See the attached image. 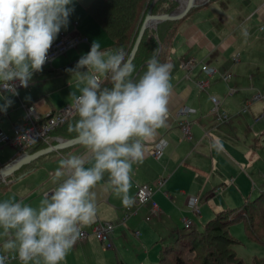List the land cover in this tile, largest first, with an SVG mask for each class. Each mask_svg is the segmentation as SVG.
Here are the masks:
<instances>
[{
  "label": "crops",
  "instance_id": "1",
  "mask_svg": "<svg viewBox=\"0 0 264 264\" xmlns=\"http://www.w3.org/2000/svg\"><path fill=\"white\" fill-rule=\"evenodd\" d=\"M93 1L73 0L69 24L54 40L57 42L65 34L85 37L88 42L34 72L28 87L17 89L19 95L2 93L14 101L6 113L0 112L2 130L11 134L15 124L25 123L26 106L33 105L43 119L71 104L70 93L79 92L75 76L65 69L74 67L94 41L100 44L101 51L121 50L113 46L107 32L88 14ZM181 21L170 50L173 89L167 126L145 142L143 161L132 166L129 196L134 202L125 206L109 187L105 173L93 189L95 220L81 227L89 235L72 248L62 264H155L161 253L152 255V250L180 234L184 218H191L196 227L198 218L213 217L217 211L242 205L264 191V121L255 122L264 110V0H210ZM242 27L249 33L247 38L242 35ZM234 57H238L236 62ZM191 58L196 59V64L189 72L181 63ZM203 65L214 68L215 74H206ZM226 73L231 74L228 80L222 78ZM199 81L208 82L205 89L199 87ZM212 96L218 97L222 110L230 114L228 121L214 114ZM183 122L190 123V138L185 136ZM52 137L54 144L64 139L58 134ZM161 140L165 147L158 159L152 153ZM217 141L222 144L219 151L211 146ZM85 152L82 146L69 154ZM69 154L43 156L25 165L26 169L0 178V201L14 197L17 202L37 207L43 194L63 179L54 182L53 175L59 161ZM16 156L17 150L11 145L0 147V167ZM90 166L85 164L86 168ZM21 174L24 175L19 177ZM159 180L164 184L156 187ZM142 184L150 185L153 195L152 200L138 205L134 198L137 185ZM192 198L198 199L199 215L190 204ZM153 202L157 203L155 210ZM98 219L116 223L111 246L93 234ZM4 239L0 235V254H5Z\"/></svg>",
  "mask_w": 264,
  "mask_h": 264
},
{
  "label": "clouds",
  "instance_id": "2",
  "mask_svg": "<svg viewBox=\"0 0 264 264\" xmlns=\"http://www.w3.org/2000/svg\"><path fill=\"white\" fill-rule=\"evenodd\" d=\"M71 5L73 0H0V112L14 103L2 93L19 95L15 82L27 88L34 72L42 71L52 43L69 24ZM242 35L248 37L246 28ZM100 49L94 41L74 67L65 69L75 76L79 92L70 93L66 110L79 119L68 131L86 152L59 161L53 180L63 179L37 207L14 197L0 201V235L5 237L0 264L17 258L22 264H62L81 238V227L95 220L93 189L105 173L122 203L130 207L134 202L129 196L132 166L143 161L145 142L167 126L173 65L161 63L154 51L146 70L137 73L123 50ZM211 146L222 148L218 141Z\"/></svg>",
  "mask_w": 264,
  "mask_h": 264
},
{
  "label": "trees",
  "instance_id": "3",
  "mask_svg": "<svg viewBox=\"0 0 264 264\" xmlns=\"http://www.w3.org/2000/svg\"><path fill=\"white\" fill-rule=\"evenodd\" d=\"M145 1L147 0H94L88 7L87 11L90 17L107 32L113 41V46L125 52L126 58H128L140 31H137L135 40L129 44L128 40L133 32L134 23L136 25L138 19L143 21L144 7L147 5L146 11H148L154 0H149L148 4ZM177 7V2L157 0L153 7V13L169 14ZM194 10L196 8L187 17ZM129 12H132L131 16L128 15ZM181 22H163L158 25L156 30L146 31L132 61L137 73L146 70V62L153 56L154 51L161 63H170V50ZM128 44L131 45V48L127 46ZM106 86L110 87V85ZM53 114L43 118L41 122L46 121ZM78 119L77 114L69 117L66 123L52 132V135L58 134L64 139L74 138L76 134L69 132L68 126L74 124ZM0 185H2L1 182ZM237 221L245 223L250 237L264 242V191L255 199L246 200L241 206L217 211L201 226L202 228L193 225L186 230L183 227L184 231L182 230L174 239L163 243L159 264H264V257H256L251 263H246L236 253L235 245L240 241L231 234V225Z\"/></svg>",
  "mask_w": 264,
  "mask_h": 264
},
{
  "label": "built area",
  "instance_id": "4",
  "mask_svg": "<svg viewBox=\"0 0 264 264\" xmlns=\"http://www.w3.org/2000/svg\"><path fill=\"white\" fill-rule=\"evenodd\" d=\"M261 29H264V23L261 27ZM83 42H88V39L82 36H73L70 37L65 34H61L60 39L57 42H54L49 49L48 52V59L44 66L50 65L53 60L61 55L67 54L69 51L75 49L78 47L79 44ZM236 62L238 60V57L233 58ZM182 67L189 72L194 68L196 64V59L191 58L187 60L182 61ZM202 71H204L208 75L215 74V69L212 67H208L206 65L202 66ZM231 77V74L226 73L222 75V78L224 80H228ZM17 85V89L21 88L19 86V81L15 82ZM198 85L200 88L205 89V87L208 85V82L206 81H199ZM214 108L213 112L217 117L222 121H228L230 119V114L226 111H223L221 108V100L216 97H211ZM70 106V104L63 106L61 109H59L56 113H54L52 116H50L46 121H42L40 119V116L38 115L35 107L33 105L26 106V120L23 124H15L13 127V133H8L0 128V147L5 145H11L14 149L18 152H25L28 149L35 147L39 143H50L53 142L54 138L52 137V132L59 127L60 125L66 123V121L69 119L70 116L75 115L76 113L74 111H67L66 109ZM247 107L244 109L246 111ZM183 111H187V109H184ZM264 121V110L261 112L260 115H258L255 118V122H261ZM182 128L184 130L185 136L190 138V123L183 122ZM62 139H59L61 141ZM165 147V143L163 145H160V142L156 144L155 151H153V155L155 157H161L163 153V149ZM164 184V180H159L155 183V186L161 187ZM153 195V188L148 184H142L137 185V193L134 198L135 202L138 203V205H142L147 203L148 201L152 200ZM191 206L194 208V211L196 214H200V209L198 207V199L192 198L190 200ZM154 210L157 208V203L153 202ZM126 218L128 217L125 215ZM125 218V217H124ZM125 218V219H126ZM183 224L186 229H190L194 225V221L191 218H184ZM116 223L113 221H104L101 219H98L94 226H93V234L98 238L99 241H101L106 246L112 245V238L115 231ZM82 236L77 241L75 245H77L80 241L85 240L89 233L81 228ZM19 259H10L9 261H14ZM6 262V263H7Z\"/></svg>",
  "mask_w": 264,
  "mask_h": 264
},
{
  "label": "water",
  "instance_id": "5",
  "mask_svg": "<svg viewBox=\"0 0 264 264\" xmlns=\"http://www.w3.org/2000/svg\"><path fill=\"white\" fill-rule=\"evenodd\" d=\"M182 1V0H181ZM210 0L207 2H204L203 4H198L197 0H186V3L183 4L179 7L178 10L173 11L172 13L169 14H153V7L156 2L153 1L151 4L148 14L142 24V27L140 28V31L138 33V36L136 38V41L133 45V48L129 54L128 59L132 62L133 59L136 56V53L140 47V44L144 38V35L147 30L152 29V28H157L159 24L163 22H177L181 21L186 16L195 8H198L206 3H208ZM79 143L75 140V138L72 139H63L59 141L55 145H50L46 148L43 149H38L39 145H36L35 147H32L28 149L27 151L23 152L16 158H14L12 161L7 163L6 165L0 167V178L1 179H6L8 176L13 175L16 171H18L23 165L29 164L30 162L48 155L49 153L57 150H62L65 148H68L70 146L78 145ZM24 174H21L19 177H22ZM51 195V193L49 194Z\"/></svg>",
  "mask_w": 264,
  "mask_h": 264
},
{
  "label": "rangeland",
  "instance_id": "6",
  "mask_svg": "<svg viewBox=\"0 0 264 264\" xmlns=\"http://www.w3.org/2000/svg\"><path fill=\"white\" fill-rule=\"evenodd\" d=\"M151 1V0H150ZM149 0H147V1H145V3L146 4H148V2H150ZM169 1H172V2H177V4H178V7H177V9L176 10H178L179 9V7L182 5V1L181 0H169ZM208 0H205V1H198V4H203L204 2H207ZM154 2H157V0H154ZM145 5V4H144ZM151 6V5H150ZM147 5L144 7V9H143V13H142V15H143V21L142 20H140V19H138V21L136 22V25H135V23H134V29H133V32L130 34V38H129V40H128V42H129V44L130 43H132L134 40H135V38H136V34H137V31L138 30H140V28L142 27V24H143V22H144V20H145V18H146V16H147V14H148V11H146V9H147ZM150 8V7H149ZM147 12V13H146ZM154 14V13H153ZM128 15L129 16H131L132 15V12H129L128 13ZM140 20V21H139ZM138 24V25H137ZM129 44L127 45L128 47H130L131 48V45L129 46ZM129 57V56H128ZM73 116V115H72ZM72 116H70V117H72ZM75 138V137H74ZM70 139H72V138H70ZM50 145H55L54 144V141L53 142H50V143H43L42 144V146H40V147H38V149H43V148H46V147H48V146H50ZM80 147H82L80 144H78V145H74V146H70V147H68V148H65V149H62V150H59V151H57V150H55V151H53V152H51V153H49L48 155H51V154H57V153H63L64 152V154L66 153V154H69V153H71V152H77V150H78V148H80ZM20 153H22V152H18L17 153V156H19L20 155ZM47 155V156H48ZM16 156V157H17ZM46 156V155H45ZM44 156V157H45ZM15 157V158H16ZM43 157V156H42ZM42 157H40V158H38V159H36V160H34V161H32V162H30L29 164H26V166L27 165H30L31 163H33V162H37L38 160H40V159H42ZM156 158H158V157H156ZM160 158V157H159ZM158 158V159H159ZM24 169H26V167H25V165H23L18 171H22V170H24ZM18 171H16V172H18ZM15 172V173H16ZM14 173V174H15ZM3 196L2 197H9L8 195H5V194H2ZM259 194H256V195H254L253 197H251L250 199L251 200H253V199H255L257 196H258ZM210 197H208L207 198V200L209 199ZM248 200V199H247ZM208 202V201H207ZM207 202H205L204 204H206L207 206H209L208 204H207ZM245 202L243 201V203L242 204H244ZM219 205H221V204H219ZM235 206H238V205H233L232 207H235ZM239 206H241V205H239ZM219 210V209H218ZM213 215V214H212ZM212 215L210 216V217H207L206 219L205 218H203L202 220H200L199 218V220L197 219V220H195V223H196V226L197 227H201V226H203V224H205V222H207L211 217H212ZM202 228V227H201ZM187 230V229H186ZM231 234L237 239V240H239L240 241V243L239 244H237V245H235V251H236V253L238 254V256L239 257H241L246 263H251L256 257L258 258H261V257H264V242H261V241H258V240H256V239H254L253 237H250L249 235H248V233H247V230H246V227H245V223L244 222H242V221H237V222H235V223H233L232 225H231ZM220 245V244H219ZM163 244L161 245V247H158V249H153L152 250V255H158V253H159V255H160V252H161V249L163 248ZM220 247H222L221 245H220ZM160 257V256H159ZM169 263V262H168ZM151 264H153V263H151ZM155 264H159V258H158V260H157V262L155 263Z\"/></svg>",
  "mask_w": 264,
  "mask_h": 264
},
{
  "label": "bare ground",
  "instance_id": "7",
  "mask_svg": "<svg viewBox=\"0 0 264 264\" xmlns=\"http://www.w3.org/2000/svg\"><path fill=\"white\" fill-rule=\"evenodd\" d=\"M197 1H200V0H197ZM201 1H205V0H201ZM182 3L185 4L186 0H182Z\"/></svg>",
  "mask_w": 264,
  "mask_h": 264
}]
</instances>
